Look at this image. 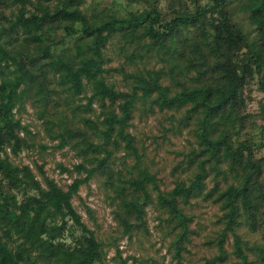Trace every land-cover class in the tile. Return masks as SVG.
<instances>
[{"label": "trees", "instance_id": "trees-1", "mask_svg": "<svg viewBox=\"0 0 264 264\" xmlns=\"http://www.w3.org/2000/svg\"><path fill=\"white\" fill-rule=\"evenodd\" d=\"M81 2L0 0V4L16 6L17 10L14 14L16 20H12L10 27L3 28V31L16 33L19 30L27 40L36 44L41 56L48 60L46 67L58 75L64 91L80 95L90 90L91 96H85L88 99L85 108L96 100L104 108L103 128L91 119H81L90 132L81 129V125L76 127L74 123L61 120L62 126L55 137L60 141L59 146H69L77 151L81 159L73 171L67 168L63 171L83 176L76 177L66 190L51 180H46L47 186L42 187L29 166H14L3 154L7 153L6 146H10L15 154L24 146L29 147L26 138L20 135L22 132L30 134V131L27 126H22L20 119L14 118V109L20 104L18 111L23 109L21 101L29 96L28 91L36 89V94L42 93L43 81L37 80L39 76L22 59L19 61L0 44V66L6 69L11 67L10 64L17 66V73L11 72L0 78V264H96L102 260V246L82 222L72 199L80 186L97 171L110 169L109 159L113 152L106 146L111 140L114 145H118L119 140L125 141V149L134 150L133 137L126 132V127L132 119L137 100L152 96H155L153 103L160 110L190 106V114L202 115L199 137L205 146L199 153H193L194 159L201 158L194 177L186 182H177L171 191H160L155 176L147 172L129 180L132 189L130 198L125 196V186L118 189L123 209L121 213L137 220L133 223L122 218L127 225L126 230L132 232L135 227L145 225V206L156 202L168 215L166 221L172 226V231H176L173 246L177 258H180L184 242L192 233L190 224L193 220L184 211V205L189 204L191 198L202 195L209 170L216 171V174L225 173L219 164L227 161L229 172L234 174L236 181L216 198L224 213L220 218L224 227L217 240L220 254L206 264L224 261V242L229 234L234 237L235 252L239 258L235 264H250L236 230L244 221L253 230L261 227L264 234V158L254 160L252 152L243 145L241 150H234L225 132L212 139L211 130L217 119L240 118L238 102L244 103L242 87L247 76L258 75L259 90L264 93V0H207L206 4L198 5L195 12L175 13L165 22L161 19L162 11L155 5L141 12L128 10L125 17L110 15L92 21L80 8ZM234 5L240 6L252 31H246L235 21ZM203 20H209L213 29L211 39L196 37L192 43L180 46L184 49L182 56L186 47L191 48L186 65L194 75L190 81L198 82L204 78L205 83L199 87H189L173 77V83L180 90L172 91L170 86L160 82L161 72L153 78H138V84L130 92L118 91L107 83L105 74L109 70L105 67L104 48L113 33L122 32L130 35L132 40L148 39L152 46L163 51L181 29L188 30L190 25ZM59 31L64 34L57 37L55 33ZM73 34H81L88 41L78 45L72 56L55 57L51 54L52 47ZM107 101L111 107L117 105V108L107 111ZM42 102L46 104L44 97ZM47 123L51 124V121ZM93 136L102 137L103 142L95 144ZM245 148L248 153L243 152ZM98 153L105 155L98 158ZM154 190L157 191L156 199L152 198ZM30 191L35 193L30 194ZM19 194L26 196L24 201L18 200ZM75 231H79L80 235H76ZM69 236L74 243L68 241ZM259 251L262 254L260 260L264 262V248H259ZM119 264H126V260Z\"/></svg>", "mask_w": 264, "mask_h": 264}, {"label": "rangeland", "instance_id": "rangeland-1", "mask_svg": "<svg viewBox=\"0 0 264 264\" xmlns=\"http://www.w3.org/2000/svg\"><path fill=\"white\" fill-rule=\"evenodd\" d=\"M206 2L207 0H82L80 8L89 19L96 21L110 15L125 17L128 10L141 12L155 5L162 11L161 19L165 22L175 13L195 12L198 5H204ZM232 8L235 21L246 31H252L246 15L240 11V6L234 5ZM16 11V6L0 4V44L11 51L19 61L22 59L26 66L39 76L37 80L43 81L44 90L39 95L36 94V89L28 91L29 96L21 101L23 109L18 111L21 104L14 109V118L20 119L22 126H27L30 131V134L22 132L20 135L26 138L29 147L24 146L15 154L10 146H6L7 153H4L3 157H7L11 164L19 168L29 166L42 187L47 186L46 180H51L66 190L76 177L83 175L63 171V168L73 171L81 159L77 151L69 146H59L60 141L55 137L62 126L60 122L62 120L68 124L74 123L76 127L81 125V129L90 132L81 119H91L103 128L104 108L97 100L89 108H85L88 104L85 96H91L90 90L80 95L64 91L59 84L58 75H54L46 67L48 60L41 56V50L39 52L36 44L27 40L19 30L16 33L11 30L3 31V28L10 27L12 20H16ZM212 33L209 20H203L190 25L188 30L181 29L174 41L170 40L162 51L152 46L148 39L132 40L130 35L115 32L104 48L107 60L105 67L109 70L105 74L107 83L118 91L130 92L134 85L138 84V78H153L161 72L160 82L170 86L172 91L180 90V87L173 83V77L189 87H199L201 83H205L204 78L198 82L190 81V77L194 75L186 65V58L192 53L191 48L186 47L185 55L182 56L184 49L180 46L192 43L196 37L201 40L211 39ZM55 34L60 37L64 32ZM85 41L88 40L81 34H73L58 46L52 47L51 54L55 57L72 56L76 53L78 45ZM150 45L155 49H151ZM10 66V70L0 66V78L8 76L11 72L17 73V66ZM242 92L244 103L238 102L240 118L236 117L234 120L232 116L226 121L217 119L211 130V138L216 139L225 132L229 135L234 150H241L243 145L252 152L254 160L261 159L264 158V93L259 90L258 75L246 77ZM42 97L46 99V104L42 102ZM153 97L155 96L137 100L132 119L126 127V132L133 137L134 150L125 149V141L118 139L119 144L114 145L111 140L106 146L113 152L109 159L110 169L97 171L87 183L80 186L72 199L82 222L94 233L95 239L102 246L103 257L96 264H119L125 260L126 264H206L208 260L220 254L217 240L224 227L220 219L224 213L216 198L221 191L236 181L234 174L229 172L227 161L219 164L224 174H216V171H210L208 168L209 175L202 195L191 198L189 204L184 205V211L192 216L193 220L190 224L192 233L189 240L184 242L180 258H177L173 246L176 231H172V226L166 221L168 215L156 202L145 206V225L135 227L132 232L126 230L127 225L122 218L125 217L128 222L133 223L137 220L121 213L123 209L120 207L121 196L117 193L118 189L125 186V196L130 198L132 189L129 180L147 172L155 176L160 191H171L177 182H186L194 177L201 158L194 159L193 153H199L205 146L199 137L202 131V115L190 114V106L160 110L153 103ZM106 104L107 111L117 108V105L111 107L108 101ZM48 120L51 124L47 123ZM93 140L95 144L103 142L100 136H93ZM243 152L248 153V150L245 148ZM104 155L105 153L96 154L98 158H103ZM34 193L30 191V194ZM156 194L157 191H152L153 199H156ZM209 194L211 195L208 196ZM24 198L25 195H18V200L24 201ZM260 228L253 230L242 221L236 230L250 264H264L260 260L262 254L259 248H264V234ZM75 234L80 235V232L75 231ZM69 237L68 241L74 243L73 238ZM224 247V261L217 264L237 263L239 258L231 234L224 242Z\"/></svg>", "mask_w": 264, "mask_h": 264}]
</instances>
